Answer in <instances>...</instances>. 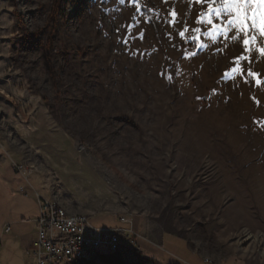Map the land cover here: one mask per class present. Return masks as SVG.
Segmentation results:
<instances>
[{
  "label": "rangeland",
  "instance_id": "1",
  "mask_svg": "<svg viewBox=\"0 0 264 264\" xmlns=\"http://www.w3.org/2000/svg\"><path fill=\"white\" fill-rule=\"evenodd\" d=\"M2 72L0 264L37 196L130 220L113 264H264V0H0Z\"/></svg>",
  "mask_w": 264,
  "mask_h": 264
},
{
  "label": "built area",
  "instance_id": "2",
  "mask_svg": "<svg viewBox=\"0 0 264 264\" xmlns=\"http://www.w3.org/2000/svg\"><path fill=\"white\" fill-rule=\"evenodd\" d=\"M37 198L36 237L27 251L30 264H82L94 256L135 247L143 239L124 217L117 219V226L95 227L89 217L69 213L53 200Z\"/></svg>",
  "mask_w": 264,
  "mask_h": 264
},
{
  "label": "crops",
  "instance_id": "3",
  "mask_svg": "<svg viewBox=\"0 0 264 264\" xmlns=\"http://www.w3.org/2000/svg\"><path fill=\"white\" fill-rule=\"evenodd\" d=\"M6 164H7L6 161L0 159V166H1L2 168H5L6 173L9 175V178H10V179H12L15 183H18V182L16 181V179H15L13 173H10L9 170L7 169V165H6ZM35 195H36V194H35ZM38 205L40 206L39 200H38ZM38 214H39V209H38ZM37 216H38V215H37ZM35 219H36V218L33 219V222H34ZM34 224H35V223H34ZM33 235H34L33 239H32L31 242H29V244H27V246H26V252L30 249L31 244H32V242L34 241V239H35V237H36V227L34 228V233H33ZM232 258H233V257H232ZM232 258H231V259H232ZM235 260H236L239 264H247V262H246L245 260H243V259L236 258Z\"/></svg>",
  "mask_w": 264,
  "mask_h": 264
},
{
  "label": "trees",
  "instance_id": "4",
  "mask_svg": "<svg viewBox=\"0 0 264 264\" xmlns=\"http://www.w3.org/2000/svg\"><path fill=\"white\" fill-rule=\"evenodd\" d=\"M104 259H105V261L107 262V264H113V255H107V256H102Z\"/></svg>",
  "mask_w": 264,
  "mask_h": 264
},
{
  "label": "bare ground",
  "instance_id": "5",
  "mask_svg": "<svg viewBox=\"0 0 264 264\" xmlns=\"http://www.w3.org/2000/svg\"><path fill=\"white\" fill-rule=\"evenodd\" d=\"M2 77H4V76H3V72L0 74V78H2Z\"/></svg>",
  "mask_w": 264,
  "mask_h": 264
},
{
  "label": "snow or ice",
  "instance_id": "6",
  "mask_svg": "<svg viewBox=\"0 0 264 264\" xmlns=\"http://www.w3.org/2000/svg\"><path fill=\"white\" fill-rule=\"evenodd\" d=\"M202 2H203V0H202ZM222 15H223V13H221Z\"/></svg>",
  "mask_w": 264,
  "mask_h": 264
}]
</instances>
